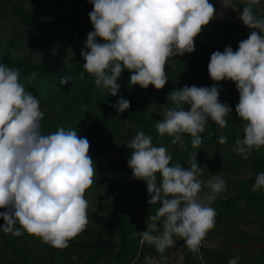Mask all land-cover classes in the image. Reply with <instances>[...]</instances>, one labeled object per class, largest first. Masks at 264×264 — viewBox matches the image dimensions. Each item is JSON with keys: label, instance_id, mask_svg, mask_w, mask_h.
Here are the masks:
<instances>
[{"label": "clouds", "instance_id": "clouds-1", "mask_svg": "<svg viewBox=\"0 0 264 264\" xmlns=\"http://www.w3.org/2000/svg\"><path fill=\"white\" fill-rule=\"evenodd\" d=\"M93 30L87 34L81 57L83 71L94 78L100 94L116 97L123 71L129 84L161 90L168 83L166 65L170 59L195 51V38L215 18L209 0H88ZM238 19L250 30L237 50L226 46L210 55L207 72L212 87L184 86L162 105V118L155 124L158 137L171 138L173 146L202 144L201 133L209 121L221 130L227 126L232 108L219 101L221 81H231L239 94L235 115L241 121L242 138L232 151L247 160L253 151L264 148V12L254 13L246 4ZM36 77L33 72L23 82L20 71L0 64V226L6 234L39 238L56 249H65L89 224L86 192L95 182L96 166L88 154L90 143L77 135L76 128L58 127L43 134L44 113L39 99L26 89ZM71 80L64 76L60 85ZM117 113L130 108V101L117 100ZM187 108V110H186ZM87 113V109H84ZM219 144H226L221 132ZM131 150L127 165L132 177L143 181L148 205L159 204L148 216L141 241L153 246L158 258L145 257L146 264H167L166 250L174 247L173 237L183 240L198 253L207 234L214 229L216 210L211 204L227 191L224 179L212 175L200 179L196 152L188 167L172 164L164 146H154L152 137L138 131L125 145ZM209 191L200 194L204 187ZM252 191H264V172L257 175ZM159 233V234H154ZM239 257L228 264H238Z\"/></svg>", "mask_w": 264, "mask_h": 264}, {"label": "trees", "instance_id": "trees-1", "mask_svg": "<svg viewBox=\"0 0 264 264\" xmlns=\"http://www.w3.org/2000/svg\"><path fill=\"white\" fill-rule=\"evenodd\" d=\"M209 3L216 10L220 0ZM232 4L238 16L246 4L257 15L264 12L259 2L232 0ZM91 11L88 0H0V64L19 69L21 82L36 73L26 89L40 101L44 113L41 132L49 134L60 126L76 128L77 135L90 143L88 154L97 173L88 189L96 200L95 224H88L65 249L53 248L26 233L16 237L0 230V264H146L145 257L158 258L154 247L141 241L139 232L147 230V217L155 214L159 204L148 205L146 184L134 179L127 165L131 150L125 145L138 131L150 135L154 146L166 147L172 164L188 167L196 152L197 165L204 167L200 179L206 182L216 175L226 182L227 191L211 204L217 213L215 227L202 242L213 241L221 247L202 244L198 253H185L183 264H228L236 257L238 264H264V191H252L257 175L264 172V148L253 151L247 160L232 151L235 140L243 136L235 115L239 102L235 85L231 81L216 85L219 101L228 104L232 114L222 130L209 121L200 134L199 148L193 149L187 136L183 149L173 146L171 138L158 137L154 127L162 118V105L171 106L167 97L173 91L186 85L214 86L207 72L210 55L226 46L237 50L250 30L241 21H214L195 38L193 53L167 62L168 83L163 89L131 86V74L125 70L118 80L119 92L112 97L107 92L100 94L87 73L79 78L84 64L81 51L93 30ZM40 48L52 52L41 55ZM64 76L71 80L60 85ZM120 98L130 101L123 113L112 107ZM221 132L227 137L223 145L218 143ZM208 191L205 186L202 193ZM3 223L0 219V226ZM251 227L256 231L244 230ZM165 255L169 258L170 248Z\"/></svg>", "mask_w": 264, "mask_h": 264}, {"label": "rangeland", "instance_id": "rangeland-1", "mask_svg": "<svg viewBox=\"0 0 264 264\" xmlns=\"http://www.w3.org/2000/svg\"><path fill=\"white\" fill-rule=\"evenodd\" d=\"M243 1H252V2H259L264 5V0H243ZM238 14L232 4V0H220L219 7L215 10V18L210 21V23H213L214 21L217 20H226V21H231V22H239L240 20L238 19ZM209 23V24H210ZM203 41L208 44V39L203 38ZM48 52H52L47 50L46 48H40L38 50V53L41 55H45ZM89 190L86 192V199L89 202V208H88V215H89V224H95L97 220L95 219V211H96V200L95 196L91 194ZM206 193V192H205ZM204 192L201 193L200 195L203 196L205 194ZM244 230H250V231H256L255 227H251L248 229ZM184 241L180 240L178 237H176V244L174 247L170 248V256L168 258V261L170 264H183L184 260V255L187 253L189 250L184 248L182 245H184ZM204 246H209V247H215L219 248L221 247L219 243H215L213 241H207L205 243H202Z\"/></svg>", "mask_w": 264, "mask_h": 264}]
</instances>
